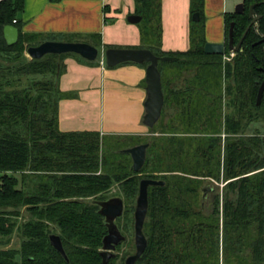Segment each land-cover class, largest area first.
Listing matches in <instances>:
<instances>
[{"label": "trees", "instance_id": "16d2710c", "mask_svg": "<svg viewBox=\"0 0 264 264\" xmlns=\"http://www.w3.org/2000/svg\"><path fill=\"white\" fill-rule=\"evenodd\" d=\"M134 1L142 17L141 49L160 58L164 107L150 130L169 109L174 123V132L145 142L150 147L139 173L120 151L144 143L113 149L100 133L59 130V102L70 97L59 79L63 61L74 54L22 64L28 48L61 37L24 34V0H0V236L17 233L21 240L19 250L0 251V264H102L108 230L94 202L119 196L125 204L139 194L143 179L166 185L149 188L148 246L136 264H264V94L257 104L264 81V0H243L242 15H225L227 54L231 25L237 44L251 24V7L261 19L226 64L224 90L222 56L204 52L205 0H191V15L198 13L200 21L191 22L186 52L162 50L161 0ZM8 25L19 29L13 46L4 38ZM92 39L101 45L100 35ZM61 42L87 43L75 36ZM166 68L174 69L173 80L165 81ZM23 75L42 79L15 87ZM114 186L119 194L109 196ZM52 235L61 238L68 261L51 245Z\"/></svg>", "mask_w": 264, "mask_h": 264}, {"label": "crops", "instance_id": "0c3cea01", "mask_svg": "<svg viewBox=\"0 0 264 264\" xmlns=\"http://www.w3.org/2000/svg\"><path fill=\"white\" fill-rule=\"evenodd\" d=\"M19 15L22 32L54 35L61 41L75 36L95 46L100 59L68 55L60 90L70 95L59 102L58 128L63 133L97 132L101 136H148L144 125L146 65L123 63L108 67L101 53L108 49H141L134 0H24ZM243 0H205L207 43H225V15L235 13ZM119 13V14H118ZM118 14V15H117ZM162 50L186 52L191 48V0H161ZM93 35L101 36L98 47Z\"/></svg>", "mask_w": 264, "mask_h": 264}, {"label": "water", "instance_id": "95a60500", "mask_svg": "<svg viewBox=\"0 0 264 264\" xmlns=\"http://www.w3.org/2000/svg\"><path fill=\"white\" fill-rule=\"evenodd\" d=\"M245 11L243 3L237 5L235 14L242 15ZM249 17L252 19L251 24L247 28L246 32L242 36L237 45L234 43L233 27L231 25L229 33L228 48L232 53L240 51L245 37L247 36L251 27L259 20L260 17H254L253 7L250 8ZM142 20L141 16L131 15L128 21L131 24H139ZM194 22L200 21V15L197 13L193 16ZM4 38L8 46H13L19 41V29L14 25H8L4 28ZM264 41V40H263ZM261 41V42H263ZM224 43H206L204 46V52L207 55H224L225 54ZM28 56L32 60H42L48 55H66L74 54L78 55L86 61L95 62L100 57V51L97 47L83 42H61V41H46L39 46L30 47L27 50ZM101 56L105 58L106 65L108 67H116L123 63H136L144 64L148 63L146 70V92L147 99L145 101V116L143 123L148 128L152 129L158 123L161 118L162 110L164 107V93L162 90V79L158 65L160 58L154 55L147 49H116L111 48L101 53ZM164 61H172L173 58H162ZM264 94V81L260 86L257 104L260 105ZM150 147V143H144L136 145L134 147L123 149L120 153L128 154L132 160V168L135 172L139 173L143 169L147 151ZM166 182L163 180L155 179H143L140 182L139 194L136 201V209L134 213V240H135V253L126 259L125 264H136V262L145 253L148 240L144 233V224L147 218L149 208V188L150 187H164ZM100 207L99 213L105 218V224L108 230L107 235L103 239V246L101 249V257L103 258V264H108L109 261L115 257L114 252L117 247L126 241V237L119 230L116 222L122 217L125 209L124 200L120 197H113L107 201L94 202ZM50 242L53 248L66 260L68 257L64 250L62 240L57 235L50 236Z\"/></svg>", "mask_w": 264, "mask_h": 264}, {"label": "rangeland", "instance_id": "374dc122", "mask_svg": "<svg viewBox=\"0 0 264 264\" xmlns=\"http://www.w3.org/2000/svg\"><path fill=\"white\" fill-rule=\"evenodd\" d=\"M236 9V8H235ZM119 14V13H118ZM117 14V15H118ZM195 15V14H194ZM193 15V16H194ZM193 16H192V20H193ZM235 57V55L233 54H227L225 53L224 55H222V58L220 59L222 61V78H221V83H222V90H224L227 85H228V81L225 78V66L228 62H231V60ZM101 57H99L98 59H100ZM30 57L28 56L27 53H25L22 57V64H26L29 63L30 61ZM196 61L199 59H195ZM174 69L172 68H166L165 72H164V78L165 81L166 80H173L172 77L174 74ZM8 78H10L11 80H17L19 78V76L14 75V74H10L8 75ZM42 79V77H34V76H26L23 75L21 77V85H15V87H26L31 81L32 79ZM13 87H10L7 90H12ZM228 101H230L229 96L225 95L224 98V114H226V112L228 113L231 109L228 108ZM170 107H168L169 109ZM171 113H173V110H168L167 111V115L165 116L164 120L162 122H160V124H158V126L156 127L155 130H150L148 136L142 137V139H138V137H126V136H101L104 139V143L106 147H110L113 149H120V148H124V147H128L130 145H136L138 143H145L148 140H151L155 137H160L161 135H169L170 132H174L172 130V128L174 127V123L171 120ZM261 124V123H259ZM260 127V125H259ZM180 135V134H178ZM224 137V136H223ZM205 185H209L208 182H205ZM214 185H218L216 183H214ZM220 187H223V184L220 183L219 184ZM119 194V187L118 186H114L111 191L109 196H116ZM119 197V196H117ZM121 198V197H120ZM138 195L131 199L130 201L125 202V211H128V214L125 213L123 214V216L117 220L116 224L119 228V230L122 232V234L126 237V241L120 245V247H118L117 250V254H118V258L117 260H115L113 262V264H125L126 259L133 255L135 253V240H134V213H135V209H136V201H137ZM124 211V212H125ZM24 219H19V222L23 221ZM20 245H21V240L18 236L17 233L13 234L11 237H1L0 236V251H8V250H19L20 249Z\"/></svg>", "mask_w": 264, "mask_h": 264}, {"label": "flooded vegetation", "instance_id": "af4514ba", "mask_svg": "<svg viewBox=\"0 0 264 264\" xmlns=\"http://www.w3.org/2000/svg\"><path fill=\"white\" fill-rule=\"evenodd\" d=\"M254 17H260L259 18V20L261 19V16H255L254 15ZM258 20V21H259ZM258 21L254 24V25H256L257 23H258ZM239 43V42H238ZM237 43V44H238ZM237 44H235V45H237ZM242 47V46H241ZM241 50V49H240ZM230 52V51H229ZM238 53V52H237ZM237 53H232V52H230V54H234V55H236ZM123 244V243H122ZM118 247H120V246H118ZM118 247H117V250H118ZM117 250L114 252V254H115V257L114 258H112L110 261H109V263L108 264H113V262L115 261V260H117V258H118V254H117ZM100 257H101V252H100ZM101 260H102V264H103V258L101 257ZM126 262V261H125Z\"/></svg>", "mask_w": 264, "mask_h": 264}, {"label": "built area", "instance_id": "2783aa9c", "mask_svg": "<svg viewBox=\"0 0 264 264\" xmlns=\"http://www.w3.org/2000/svg\"><path fill=\"white\" fill-rule=\"evenodd\" d=\"M14 23H16V21H14ZM234 55V54H233Z\"/></svg>", "mask_w": 264, "mask_h": 264}]
</instances>
